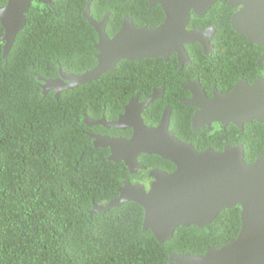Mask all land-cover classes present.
<instances>
[{"label":"trees","instance_id":"obj_1","mask_svg":"<svg viewBox=\"0 0 264 264\" xmlns=\"http://www.w3.org/2000/svg\"><path fill=\"white\" fill-rule=\"evenodd\" d=\"M6 1L0 0V5ZM51 1L50 5L32 1L7 55L0 38V264H177L169 262L171 253L201 255L208 247L235 239L241 228L240 205L221 211L206 226L180 225L164 242L143 228L145 211L135 201L103 212L93 210L95 203L118 196L124 178L148 186L150 167L170 172L175 165L159 155L142 153L138 159L147 168L130 173L123 161L108 158L109 147L93 144L85 132L91 127L83 122V108L97 118L107 101L104 112L115 118L135 91L145 87L128 84L121 91L125 78L142 69H150L158 78L163 70L170 88L165 86V97L143 111L145 122L156 125L163 105L170 103V129L179 139L200 151L243 144L246 161L253 162L264 154L263 124L253 120L239 130L233 123L225 127L214 123L194 131L191 115L196 108L177 99L188 92L178 83L196 76L205 89L217 78L221 91L230 90L241 78L252 82L264 76V61L257 60L264 46L247 41L231 26L236 8L218 0L205 14H192L188 28L216 27L210 54L198 42L185 45L192 64L179 67L176 53L167 61L123 59L113 71L56 97L54 91H43L40 77L59 76V69L81 74L93 68L98 34L83 13L88 0ZM120 3L92 0L91 15L99 20L109 11L108 21L117 29L124 15L133 17L138 26L154 27L163 20L160 8L151 19L143 8L132 13L118 8ZM3 32L0 23V35ZM144 89L147 96L151 88Z\"/></svg>","mask_w":264,"mask_h":264},{"label":"water","instance_id":"obj_2","mask_svg":"<svg viewBox=\"0 0 264 264\" xmlns=\"http://www.w3.org/2000/svg\"><path fill=\"white\" fill-rule=\"evenodd\" d=\"M32 1L52 4L51 0H7L0 6V23L4 28L1 39L5 55L8 54L15 35L27 21V11ZM159 4L165 14L157 26H138L129 17L124 18L121 28L112 36L105 31L109 13L103 19L92 17L91 2L87 1L85 17L98 34L95 47L96 65L81 73H65L45 80L43 91L56 89V97L63 90L75 88L79 84L96 80L101 74L113 71L123 60L162 57L167 60L176 53L179 67L191 63L185 45L198 42L205 54L211 53L215 27L189 29L192 14L203 15L218 0H149ZM235 12L231 24L237 33L246 35L248 40L264 43V0H256L251 5L248 0H231L230 5L243 4ZM254 13L257 29L251 31ZM256 13V14H255ZM264 61V53L259 62ZM191 91L183 102L196 109L192 117L193 130L219 123L227 126L235 124L243 130L244 124L253 120L264 124V76H257L252 82L246 78L238 80L230 90L221 91L213 87L208 97L199 78L185 84ZM156 92L164 93V89ZM139 94V93H138ZM138 94L125 106L119 119L98 123L108 127L132 128V136L112 137L92 134L94 145L109 147L110 160L123 161L130 173L146 169L138 157L142 153L156 154L174 163L173 171L153 169L150 176L154 180L146 187L143 182L132 183L124 180L118 188V196L104 204L95 203L93 210L107 211L126 201H135L143 206L144 229H151L158 241L173 237L175 229L182 226H206L218 214L240 205L241 228L238 236L221 247H208L201 255L171 253L169 262L177 264H264V154L253 162H247L243 144L227 145L221 151L208 147L198 150L191 142L179 139L170 129L171 108L167 107L156 125H147L142 112L154 100L155 95L139 102ZM86 123L91 119L85 117ZM96 122V121H94Z\"/></svg>","mask_w":264,"mask_h":264},{"label":"flooded vegetation","instance_id":"obj_3","mask_svg":"<svg viewBox=\"0 0 264 264\" xmlns=\"http://www.w3.org/2000/svg\"><path fill=\"white\" fill-rule=\"evenodd\" d=\"M128 1H130V2H128ZM231 0H227V4L228 5H230L229 4V2H230ZM249 2H248V4L249 5H251L252 3H254L256 0H248ZM7 2V1H6ZM52 2V1H51ZM121 4H122V6L124 7V9H126V10H129V11H132V13L134 12V10L136 9V8H138V7H141V8H143L145 11H147L149 14H151V19L155 16V14H156V12H158L159 11V8L162 10V12H163V20H164V18H165V14H164V11H163V9H162V7L159 5V4H154V5H152L151 3H150V1L149 0H121ZM32 3V2H31ZM43 3H45V2H43ZM6 4V3H5ZM4 4V5H5ZM46 4H49V3H46ZM31 5V4H30ZM50 5V4H49ZM0 6H2V5H0ZM230 6H233L234 8H236V10L232 13V15L235 13V12H237L238 10L240 11L245 5H244V2H243V4H239V5H234V4H232V5H230ZM84 13V12H83ZM90 13H91V11H90ZM106 13H109V11H107V12H105L104 13V15L102 16V18L101 19H103V17L105 16V14ZM253 14V17H252V24H251V31H253V32H259V29H257V27H256V25H257V22H254L255 21V18H254V13H252ZM256 14V13H255ZM27 15V14H26ZM126 17H129V18H131L132 20H133V22L135 23V20H134V18L133 17H130L129 15H124L123 17H122V19H121V26H122V24H123V21H124V18H126ZM232 18V17H231ZM101 19H99V20H101ZM162 20V21H163ZM136 24V23H135ZM121 26H119L118 27V29L113 25L112 26V23H109V21H107V23L105 24V31H106V33L109 35V33H112V35L113 34H115L120 28H121ZM142 26H148V25H142ZM231 26H232V24H231ZM149 27H151V26H149ZM209 27H215L214 25H208V26H196V27H193V28H189V29H197V28H209ZM233 27V26H232ZM215 29H216V27H215ZM237 32V31H236ZM4 33V32H3ZM2 33V34H3ZM1 34V35H2ZM237 34H239V33H237ZM1 35H0V38H1ZM246 36V35H245ZM214 38V37H213ZM246 38H247V36H246ZM228 39V38H227ZM213 40V39H212ZM211 40V41H212ZM2 41H4L3 39H2ZM247 41H249V42H253V41H250V40H248V38H247ZM213 43V42H212ZM254 43H256V42H254ZM96 44V43H95ZM258 46H264V43H262V44H258V43H256ZM213 45V47H215V44L213 43L212 44ZM212 50H213V48H212ZM211 50V51H212ZM264 53V50H263V52L261 53V55ZM189 54V53H188ZM210 54V53H209ZM260 55V56H261ZM189 57H190V55H189ZM260 58V57H259ZM259 58L257 59L258 60V62H259ZM164 60V59H163ZM168 60V59H167ZM167 60H164V61H167ZM190 61H191V63H188V62H185V63H188V64H192V60H191V57H190ZM184 63V64H185ZM183 64V65H184ZM180 66V65H179ZM60 70H62V69H59V71ZM150 69H142V70H140V71H134L131 75H129L127 78H125V82L123 83V84H121V91H124L125 89H126V86L129 84V86H130V88H139V87H142V86H145L144 88H151L150 90H151V92L147 95V96H145V94L147 93V91L143 88L142 90L141 89H137L136 91H135V94L132 96V97H130L129 99H128V101H127V103L126 104H124V110L122 111V112H119V113H117L116 114V116L117 117H115V118H109V117H107L106 116V113L104 112L105 111V107H106V105H107V101H105V102H103V105H102V113H101V116H99V117H92V116H89L88 115V113L86 112V114H85V112H84V110H85V108H83V122L85 123V125H87V127H91L90 129H88V130H86L85 132H86V134L88 135V136H90L91 138H92V142L94 141V137H92V134H100V135H108V136H112V137H125V138H130L131 136H132V128H115V127H108V126H106V125H104V124H101V123H98L97 122V120L98 121H100V119H105L106 121H108V122H113V121H116V120H118L119 119V116L121 115V114H123L124 112H125V106L126 105H128L130 102H131V100L133 99V98H135L136 97V95L138 94V101L139 102H142V101H145V100H147V99H149L150 97H152V96H154L155 95V98H154V100L153 101H151L149 104H148V106L151 104V103H153V102H155V101H158V100H161V99H163L164 97H165V94H166V90H165V86H169V88H170V85L168 84V83H166L165 81H164V79H165V77H164V71L162 70L161 71V73H160V75H158V78H154L152 75H151V73H150V71H149ZM63 71V70H62ZM65 72V71H64ZM65 73H68V72H65ZM59 76H60V74H59ZM59 76H55V77H51V78H42V77H40V80H43V82L41 83V82H39V84L42 86V88H43V84H45V80H50V79H55V78H58ZM195 78H199L198 76H196V77H194L193 79H190V80H188V81H184V80H182V81H180L179 83H178V86H179V88L180 89H182V90H187L189 93H190V95L189 96H186V94L188 93V92H186V93H184V95H180L179 97H177V99L182 103V104H185V105H188V106H192V105H189V104H186V103H184L183 102V99H186V98H189L190 96H191V91L187 88V87H185L184 85L185 84H188V83H190V82H192V81H194V79ZM215 81L216 82H211L210 84H209V87H207V89H208V91H207V89H206V93H207V95H208V97H211L212 96V90H213V87H217L216 86V83L218 82V80H217V78H215ZM206 88V87H205ZM44 89V88H43ZM157 89H164V93H163V95L161 96V92H156L155 90H157ZM56 90H57V88L56 89H53V90H50V91H54V95L56 94ZM121 91H119L120 92V94L118 93V98L120 97V95H121ZM167 107H170L171 108V114H170V123H171V115H172V112H173V106L170 104V103H167V104H164L163 105V107H162V114H161V117H162V115H163V113H164V111H165V109L167 108ZM86 108H87V105H86ZM144 111V110H143ZM195 111V110H194ZM194 111L192 112V115H191V123H192V117H193V115H194ZM144 112H142V114H143ZM85 117H88L89 119H91V122H90V124H88V123H86L84 120H85ZM142 117H143V115H142ZM161 117H160V119H161ZM144 119V118H143ZM160 119H159V121H160ZM94 121H96V122H94ZM159 121L157 122V124L159 123ZM144 122H145V120H144ZM146 123V122H145ZM147 124V123H146ZM214 124V123H213ZM212 124V125H213ZM147 125H151V124H147ZM153 126V125H152ZM205 126H207V125H205ZM204 126V127H205ZM201 128H203V127H201ZM201 128H199V129H201ZM117 129V130H116ZM198 129V130H199ZM192 130H193V125H192ZM195 131V130H194ZM174 132V131H173ZM186 142H188V141H186ZM94 144V143H93ZM226 146V145H225ZM244 146V145H243ZM208 148V147H207ZM244 150H245V147H244ZM110 155H111V152H110V154H109V157H110ZM108 157V158H109ZM140 161V160H139ZM141 162V161H140ZM143 164V163H142ZM147 168V167H146ZM160 169V170H164V169H162V168H160V167H158V166H153V167H150V169H149V171H148V175L150 174V171L151 170H153V169ZM175 169V168H174ZM173 169V170H174ZM140 169H138L137 170V172L139 171ZM172 170V171H173ZM165 171H167V170H165ZM137 172H134V173H137ZM125 179H127V178H124V180ZM154 180V177L153 176H150L149 175V184L148 185H150L151 184V182ZM142 182V181H141ZM144 183V182H143ZM146 185V184H145ZM121 187V186H120ZM147 187V186H146ZM149 187V186H148ZM147 187V188H148ZM119 188V187H118ZM144 219H145V217H144Z\"/></svg>","mask_w":264,"mask_h":264},{"label":"clouds","instance_id":"obj_4","mask_svg":"<svg viewBox=\"0 0 264 264\" xmlns=\"http://www.w3.org/2000/svg\"><path fill=\"white\" fill-rule=\"evenodd\" d=\"M119 2H121V0H118ZM118 8H120V9H124V7L122 6V4L120 3V4H118ZM216 123V122H215ZM210 127V126H209ZM212 148V147H211ZM205 150V149H204Z\"/></svg>","mask_w":264,"mask_h":264},{"label":"bare ground","instance_id":"obj_5","mask_svg":"<svg viewBox=\"0 0 264 264\" xmlns=\"http://www.w3.org/2000/svg\"><path fill=\"white\" fill-rule=\"evenodd\" d=\"M19 32H20V31H18L17 34H18ZM17 34L15 35V38H16ZM15 38H14V40H15ZM13 42H14V41H13ZM261 124H262V123H261ZM263 125H264V124H263Z\"/></svg>","mask_w":264,"mask_h":264}]
</instances>
